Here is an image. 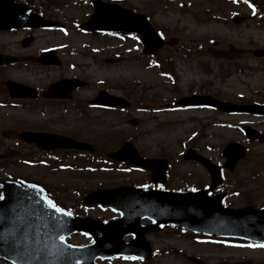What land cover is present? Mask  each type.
I'll return each instance as SVG.
<instances>
[{"label":"rangeland","instance_id":"obj_1","mask_svg":"<svg viewBox=\"0 0 264 264\" xmlns=\"http://www.w3.org/2000/svg\"><path fill=\"white\" fill-rule=\"evenodd\" d=\"M252 2L264 10V0ZM124 4L148 16L154 28L163 33L166 38L164 50L181 44L195 45L190 46L195 49L194 52L176 59L172 64L175 85L171 86L167 80L158 77L156 70L147 71L143 68L144 59L140 52H136L140 46L135 38L124 37L118 40L85 36L73 32L72 28L66 38L58 33H38V39L33 45L34 52L43 47L67 43L68 51L76 53L80 50V54H91L98 62H90L81 55L67 54L62 58L65 62L63 67L43 68L36 64L30 71V84L43 85L63 74H80L90 80L92 86L102 80L113 83L110 85V88H114L113 94L133 96V108L126 116L100 113L85 117L84 122L92 126L89 134L93 137L95 153L104 156L110 151L111 142L131 138V142L144 156H163L171 162L173 178L168 184L169 187L185 188L187 184L194 183L203 186L207 183L205 173L197 165L182 161L183 151L197 144L204 156L214 162L221 161V150L225 144H243L244 137L238 131L241 122L251 121L254 127L263 129L262 120L228 117L203 110L153 114L135 112V108L158 107L157 104L165 106L176 96L194 92L219 95L235 103L264 101V61L253 56L254 50L264 49V19L260 20L253 14L246 0H125ZM234 16L243 17L244 21L235 24L232 21ZM94 49L99 50V53H93ZM105 58L114 61H108L109 66H104ZM70 62L76 66L72 71L67 68ZM230 66L232 68L229 74L222 76L220 73L228 70ZM139 94L146 99L156 98L154 100L160 102L146 104L139 101ZM46 120L47 118L43 120V117L30 112V130L47 131L43 124ZM73 121L75 119H72V123ZM221 122H224V128L216 124ZM120 126L126 130H121ZM49 128L66 130L53 125H49ZM4 131L7 128L0 126V178L11 175L28 177L31 181L43 183L53 190L59 202L77 211L81 209L78 196H71L70 192L64 195L61 190L78 189L84 192L98 186L115 187L122 182L139 185L145 178L142 173H133L126 179H113L105 174H71L69 171L58 172L57 169L41 166L29 167L23 160L33 162L36 158H41L42 153L33 147L19 149L13 146L6 139ZM195 131H198V135L193 139L192 134ZM69 132L74 134L73 131ZM247 148L246 158L238 165L235 173L227 178V186H233L241 193L238 199L233 200L235 205L250 203L255 208L264 207V146L249 144ZM90 215L104 216L96 212ZM182 234L171 228L147 234L145 239L157 252L147 264H192L187 261V257L198 258L199 264H245L243 262L248 259L251 264H264V250L248 252L225 250L221 247H199L195 242L199 239L193 240L189 234ZM71 242L84 244L87 240L78 236ZM208 242L215 246L220 245V241ZM0 264L5 262L0 260ZM106 264L127 263L113 261Z\"/></svg>","mask_w":264,"mask_h":264},{"label":"water","instance_id":"obj_2","mask_svg":"<svg viewBox=\"0 0 264 264\" xmlns=\"http://www.w3.org/2000/svg\"><path fill=\"white\" fill-rule=\"evenodd\" d=\"M12 12L17 13V8L14 7ZM15 23V20H0V28L14 25ZM89 23L94 24V28H98L97 24L104 23L103 29L140 33L145 53H152L161 45V41L142 16L133 15L116 5H102L96 2V10ZM37 25L45 26L49 25V23L41 21ZM256 55H264V51H257ZM71 83L72 81H68L65 84L64 82H58L50 88L48 93H60L62 86L69 85L71 87ZM19 88V86L13 84L11 90L16 93ZM100 99L103 98H99L98 102ZM113 100L118 101L114 98ZM108 104H112V102H108ZM180 104L211 105L225 111L264 113V107L234 106L197 96L185 98L180 101ZM248 136L251 139L258 137L264 141V136H258L252 130H249ZM21 139L36 143L44 149L61 147L85 148L71 140L46 134L24 133L21 135ZM133 153L135 154L134 150L129 145H126L124 151L114 155V157L137 165H143L150 169H155L152 165H159L160 163L142 161L136 154L134 156ZM224 155L228 160L227 166L231 168L238 159L243 157V152L240 149L237 151L234 147L228 146ZM184 158L197 160L207 167L210 166L207 161L193 152H188ZM210 170L212 172V187H214L218 183V179L215 177L217 169L210 167ZM155 177L159 178L160 175ZM0 185L2 187V196L4 197L3 200H0V256L15 264H76V261H79L80 264H91L98 256L108 257L123 248V246H120V237L117 240L112 237L115 230H119L121 235L133 233L137 238L130 244V248L138 251L144 248L142 236L147 229H139L138 226L139 220L144 217L153 220L157 224L167 223L191 229L195 232L208 234L213 232L218 235L264 242V211L257 212L250 207L235 211L222 209L219 201L221 197L208 198L205 192L178 194L131 190V192L127 193L131 195L126 197L125 195L127 194L117 196V194L112 193L104 194V196L95 193L88 196L85 202L89 204H115V208L122 213L123 217L129 218L130 222L134 221L133 223H135L131 222L126 227L125 222L127 220L121 218L119 220L121 225L117 229L113 226L101 228L94 225L91 226V224L90 226L85 225L84 222L79 223L81 220L78 218L73 219L70 216L56 213L54 210L47 208L43 200L30 191L27 184L0 182ZM124 197L125 199H123ZM43 217H45L46 223H42ZM37 223L45 225L44 228H37L39 225L35 227ZM95 229L102 230L101 232L104 235L94 246L69 248L59 243L60 236L66 237L70 233L80 230H90L92 232ZM43 230L49 238L43 239V235H41L42 238L38 240L39 243H30L32 236L36 238L38 232ZM60 249H63V251L60 252ZM98 251H100L99 254H97Z\"/></svg>","mask_w":264,"mask_h":264},{"label":"flooded vegetation","instance_id":"obj_3","mask_svg":"<svg viewBox=\"0 0 264 264\" xmlns=\"http://www.w3.org/2000/svg\"><path fill=\"white\" fill-rule=\"evenodd\" d=\"M16 3L23 4L28 8L29 16L30 9L33 13L46 18L48 20H56L57 15L59 19H63L64 25L67 21L76 20V18H87L89 11L92 9V5L88 0H61L65 6L61 7L59 12H50V9L43 7L42 5H49V1L40 4L43 0H14ZM79 2H84V6L87 9L79 7ZM38 4V5H37ZM69 5L78 7V9H70ZM35 30L27 27H20L9 31H0V54L12 57L13 63L6 65H0V110L7 112L11 117L9 121L10 127H17L19 115L26 116L24 123L30 124V107H35V110L44 111L48 113L46 116L51 115L55 118L65 117H78L77 120L67 121L66 130H60V132L72 134L68 131H73L77 134H73V138L79 141L89 142L93 137L89 134V125L84 122L87 115H98L99 111H108L111 108L94 105L92 100L96 96L97 88L90 89L89 83L86 81V85L82 88L75 89L70 94V99H55L45 100L42 98V92L45 90V85L42 88L30 85V71L34 69L38 55L34 52L33 43L35 42ZM43 31V30H41ZM30 36H33L30 44ZM48 49V48H47ZM66 52L56 51V54H65ZM40 54V52L38 53ZM62 78H74V77H59ZM77 78V77H75ZM81 79V78H78ZM57 80V79H56ZM11 81L22 86H26L30 94V86L38 91L36 99L32 100L29 97L21 99H11L7 92L5 83ZM45 86V87H44ZM107 113V112H105ZM2 119V118H0ZM75 123V124H74ZM85 123V124H84ZM24 125L23 123H21ZM57 124L61 125V120H57ZM84 124V125H83ZM5 125L7 128V120H3L0 124ZM76 126L75 129L72 127ZM6 139L13 143L15 140L13 130L4 131ZM30 147V145H26Z\"/></svg>","mask_w":264,"mask_h":264},{"label":"snow or ice","instance_id":"obj_4","mask_svg":"<svg viewBox=\"0 0 264 264\" xmlns=\"http://www.w3.org/2000/svg\"><path fill=\"white\" fill-rule=\"evenodd\" d=\"M234 2H235V0H234ZM249 7H251V5H249ZM21 184H23V182H21ZM28 187H29V188H34L35 186H33V185H28ZM3 199H4V197H3V196H0V200H3ZM41 200H43L44 205H45L47 208L54 210L56 213H59V214L64 215V216H70V215H71L70 212H68V211H62L60 208L56 207V206L52 203L51 200H47V199H45L43 196H41ZM59 243H60V245H64V244H65V240H64V237H63V236H60V237H59ZM252 246H253V245H249V247H252ZM68 247L71 248L72 246H71V245H68ZM259 247L264 248V244H260ZM59 251L62 252L63 249H60ZM49 254H51V253H49ZM121 258H123V259H132V260L136 259V257H121ZM76 264H80V262H79V261H76Z\"/></svg>","mask_w":264,"mask_h":264}]
</instances>
